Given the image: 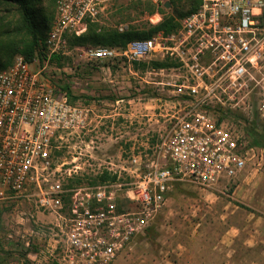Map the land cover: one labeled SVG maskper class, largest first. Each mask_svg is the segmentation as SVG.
<instances>
[{"label":"built area","instance_id":"built-area-1","mask_svg":"<svg viewBox=\"0 0 264 264\" xmlns=\"http://www.w3.org/2000/svg\"><path fill=\"white\" fill-rule=\"evenodd\" d=\"M151 1L161 9L167 2ZM103 2L54 1L43 38L46 61H119L131 71V64L158 56L174 60L177 66L170 69L179 70L175 80L161 83L173 98L161 105L155 144L149 152H130L120 168L128 182L106 168L113 181L64 187L63 164L52 161L54 142L79 137L101 116L90 104L71 102L21 55L0 69V204L33 197L38 210L53 216L64 234L58 264H114L153 222L173 184L213 190L264 159V150L249 145L227 121L239 111L245 117L254 112L264 123V0H195V9L168 34L157 32L124 47L71 46L69 37L86 31ZM30 185L34 194H27ZM123 201L132 207L121 209Z\"/></svg>","mask_w":264,"mask_h":264},{"label":"rangeland","instance_id":"rangeland-1","mask_svg":"<svg viewBox=\"0 0 264 264\" xmlns=\"http://www.w3.org/2000/svg\"><path fill=\"white\" fill-rule=\"evenodd\" d=\"M147 3L154 5L151 0H104L92 23L98 28L110 30L120 25L142 30L159 23L164 12L178 26L181 18L191 8L188 0H172L173 6L170 10V7L161 9L154 5L152 12L146 8ZM37 7L46 21L47 26L43 30L45 36L53 19L54 2L41 0ZM155 13L159 17H153ZM5 16L14 21L17 18L15 9L10 5H0V17ZM150 17L152 22L149 21ZM73 46L96 45L85 42L83 45ZM163 60L153 56L146 61L133 63L130 66L132 69L135 65L138 66V70L133 69V74L128 72L126 63L119 61L95 65L73 62L69 58L46 61L35 56L28 62L32 69L41 70L57 88L67 87L74 98L72 101L79 100L92 105L93 113L101 116L100 119H94L79 137L70 134L54 142L57 148L53 152L52 161L54 164H63L60 174L64 179V187L97 185L98 180L91 183L97 176L105 174L108 178L111 177L112 174H108L106 168H112L116 174L120 172V181L130 180L120 169L121 166H126L130 152L150 151L149 148L157 140V131L163 125V119L158 116L161 105L164 100L173 98L161 83L175 80L174 75H178L179 70L170 68L176 67V62L168 59L175 65L161 68L165 69L162 74H156L159 69L151 68L152 63ZM142 64L147 67L143 68ZM157 97L162 99V103L154 100ZM227 121L243 134L249 145L264 150V123L254 112L252 116L245 117L239 111H234ZM250 167L251 164L248 165ZM246 170L242 176L246 174ZM257 175L264 176V171L262 174L255 172L254 176ZM52 177L51 175L50 178ZM192 186L185 182L173 184L161 210H188L194 208V205L196 207L199 190ZM34 192V185H30L27 194ZM120 207L127 210L132 205L123 201ZM177 219L172 215L163 218L158 213L145 232L134 238L131 250L120 256L121 264H141L146 257L155 260L158 255L156 247L164 240H170L165 236L171 234ZM54 224L52 215L35 207L33 197H21L0 204V264H58L59 247L63 243L64 234Z\"/></svg>","mask_w":264,"mask_h":264},{"label":"crops","instance_id":"crops-1","mask_svg":"<svg viewBox=\"0 0 264 264\" xmlns=\"http://www.w3.org/2000/svg\"><path fill=\"white\" fill-rule=\"evenodd\" d=\"M246 169L213 190L186 183L199 190L198 204L159 212L178 219L165 236L170 240L156 247L157 258L141 264H264V176H254L264 171V160ZM121 262L118 257L114 264Z\"/></svg>","mask_w":264,"mask_h":264},{"label":"trees","instance_id":"trees-1","mask_svg":"<svg viewBox=\"0 0 264 264\" xmlns=\"http://www.w3.org/2000/svg\"><path fill=\"white\" fill-rule=\"evenodd\" d=\"M54 2L55 0H49ZM41 0H0V5H10L15 9L17 18L12 21L8 18L0 17V69L6 68L12 62L15 55L19 54L24 57L27 62H31L32 59L37 56L40 59H45L44 47H43V30L46 28V21L41 16L39 8L37 5ZM170 4V10L172 8V0L168 1ZM191 5L189 10L195 9V0H188ZM146 8L153 12L154 5L147 3ZM167 10V11H168ZM162 11V10H161ZM88 23L86 31L76 37L70 36L68 42L71 46L74 44L83 45L85 42H91L94 45H106L109 47H124L128 42L134 39H147L152 36L153 33L161 31L164 34L170 33L177 23L172 22L171 16L162 12V18L159 23L155 25H149L142 30H137L133 27H126L122 32H118L116 29H105L101 28L96 24ZM98 30V31H97ZM62 57L52 56L50 60L60 61ZM151 68L160 69L172 67L174 64L164 59L162 62H155L151 64ZM143 68H146L142 64ZM142 68V69H143ZM134 70H138V66L135 65ZM61 90L66 91L68 98L71 102V92H69L67 87H62ZM223 116L228 115L227 112L223 113ZM235 115V114H234ZM233 115V116H234ZM256 147V146H254ZM106 179L113 181L115 176L108 178L105 174H101L95 178V183L97 180L102 182Z\"/></svg>","mask_w":264,"mask_h":264},{"label":"water","instance_id":"water-1","mask_svg":"<svg viewBox=\"0 0 264 264\" xmlns=\"http://www.w3.org/2000/svg\"><path fill=\"white\" fill-rule=\"evenodd\" d=\"M169 7H170L169 2H165V4H164V8H165V9H168Z\"/></svg>","mask_w":264,"mask_h":264}]
</instances>
